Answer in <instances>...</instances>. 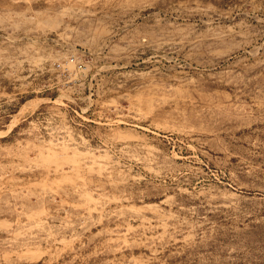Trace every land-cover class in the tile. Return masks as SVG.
<instances>
[{"label": "rangeland", "instance_id": "374dc122", "mask_svg": "<svg viewBox=\"0 0 264 264\" xmlns=\"http://www.w3.org/2000/svg\"><path fill=\"white\" fill-rule=\"evenodd\" d=\"M264 0H0V264H264Z\"/></svg>", "mask_w": 264, "mask_h": 264}, {"label": "bare ground", "instance_id": "6f19581e", "mask_svg": "<svg viewBox=\"0 0 264 264\" xmlns=\"http://www.w3.org/2000/svg\"><path fill=\"white\" fill-rule=\"evenodd\" d=\"M221 197L222 205L231 212L264 214V184L230 185Z\"/></svg>", "mask_w": 264, "mask_h": 264}]
</instances>
